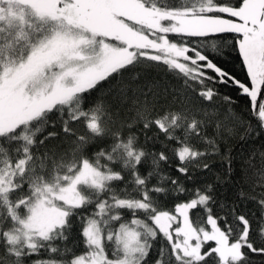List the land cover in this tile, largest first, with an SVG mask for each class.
<instances>
[{
  "label": "snow or ice",
  "instance_id": "6c2138e0",
  "mask_svg": "<svg viewBox=\"0 0 264 264\" xmlns=\"http://www.w3.org/2000/svg\"><path fill=\"white\" fill-rule=\"evenodd\" d=\"M254 257L264 0H0V264Z\"/></svg>",
  "mask_w": 264,
  "mask_h": 264
},
{
  "label": "trees",
  "instance_id": "16d2710c",
  "mask_svg": "<svg viewBox=\"0 0 264 264\" xmlns=\"http://www.w3.org/2000/svg\"><path fill=\"white\" fill-rule=\"evenodd\" d=\"M225 59H228L227 57ZM221 193L224 195H229V190L227 187H221L220 189ZM255 264H260V258L259 257H254Z\"/></svg>",
  "mask_w": 264,
  "mask_h": 264
}]
</instances>
